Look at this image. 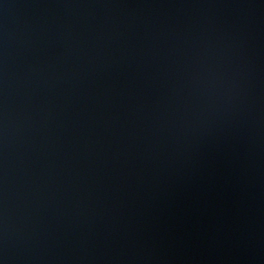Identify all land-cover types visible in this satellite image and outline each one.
Wrapping results in <instances>:
<instances>
[{
	"label": "water",
	"instance_id": "water-1",
	"mask_svg": "<svg viewBox=\"0 0 264 264\" xmlns=\"http://www.w3.org/2000/svg\"><path fill=\"white\" fill-rule=\"evenodd\" d=\"M0 264H264V0H0Z\"/></svg>",
	"mask_w": 264,
	"mask_h": 264
}]
</instances>
